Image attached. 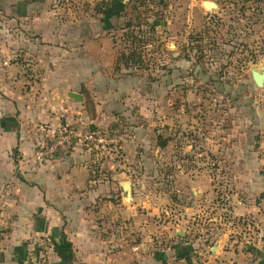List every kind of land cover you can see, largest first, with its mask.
<instances>
[{
	"label": "crops",
	"instance_id": "crops-1",
	"mask_svg": "<svg viewBox=\"0 0 264 264\" xmlns=\"http://www.w3.org/2000/svg\"><path fill=\"white\" fill-rule=\"evenodd\" d=\"M101 2H83L97 16L86 19L79 16L86 11L75 7L76 0H0V264H26L42 252L49 264H186L171 245L190 241L192 225L157 239L158 223L138 213L140 202L131 197L126 171L118 174L111 167L98 177L101 168L89 165V151L81 146L53 164L37 165L31 158L37 124L57 123L60 109L66 121L79 115L83 123L85 92L99 110L119 109L125 101L137 106L133 97L123 99L136 89L123 87L126 82L122 85L119 76L112 78L110 41L100 35L112 29L122 8L111 0ZM70 93L81 95L82 101L68 99ZM45 94L48 108L41 103ZM260 119H250L253 127L229 140L227 163H221L231 192L227 200H193L188 205L184 223L227 219L218 234H211L213 244L194 250L205 259L203 264H264L237 236L245 222L248 229L250 223L264 229ZM117 190L123 200H112ZM259 242L254 249L264 252V235ZM208 258L213 262H206Z\"/></svg>",
	"mask_w": 264,
	"mask_h": 264
},
{
	"label": "rangeland",
	"instance_id": "rangeland-1",
	"mask_svg": "<svg viewBox=\"0 0 264 264\" xmlns=\"http://www.w3.org/2000/svg\"><path fill=\"white\" fill-rule=\"evenodd\" d=\"M111 1L122 10L112 29L100 35L110 41L112 78L120 77L122 85L126 82L123 87L136 89L127 91L123 99L133 97L137 106L125 101L119 109L99 110L83 92L87 101L80 110L82 124L97 126L107 139L104 150H89V165L101 168L98 177L111 167L118 174L127 172L133 185L131 197L140 202L138 213L158 223L157 239L192 225L193 242L173 244L172 250L186 264H203L205 259L194 250L213 244L211 234H218L227 219L184 223L183 218L189 220L188 205L193 200H227L231 192L221 163L229 140L239 130H250L254 118L264 119V86L257 87L251 77L253 68L264 72V0ZM204 1L217 7L207 10ZM76 2L75 7L86 11L79 16L97 17L81 6L85 0ZM130 50L140 53L141 61L125 68L119 55ZM49 102L45 94L42 106L48 108ZM57 104L55 100L53 105ZM59 111L63 114V109ZM60 115L56 122L80 124L79 115L75 121ZM129 137L137 138L132 143L127 142ZM112 196L123 200L118 190ZM246 224L239 226L237 236L247 252L263 260L264 252L254 248L260 245L264 229L252 223L248 229Z\"/></svg>",
	"mask_w": 264,
	"mask_h": 264
},
{
	"label": "built area",
	"instance_id": "built-area-1",
	"mask_svg": "<svg viewBox=\"0 0 264 264\" xmlns=\"http://www.w3.org/2000/svg\"><path fill=\"white\" fill-rule=\"evenodd\" d=\"M105 132L96 129L92 132L89 124L39 123L35 126L36 140L32 151V160L37 165L59 162L72 154L78 146L105 149ZM26 264H49L45 253L31 258Z\"/></svg>",
	"mask_w": 264,
	"mask_h": 264
},
{
	"label": "water",
	"instance_id": "water-1",
	"mask_svg": "<svg viewBox=\"0 0 264 264\" xmlns=\"http://www.w3.org/2000/svg\"><path fill=\"white\" fill-rule=\"evenodd\" d=\"M202 6L207 10L215 9L217 7L215 3L209 2V1L202 2ZM251 77H252L254 84L257 87H263L264 86V72L263 71H259L255 68H253V69H251ZM68 97L74 101H78V102L82 101V97L79 94L70 93L68 95ZM89 128L92 132L96 131V128L93 125H89ZM128 186H129L128 184L124 185L125 191H126V188H128ZM178 235L181 236L182 234L180 233Z\"/></svg>",
	"mask_w": 264,
	"mask_h": 264
},
{
	"label": "trees",
	"instance_id": "trees-1",
	"mask_svg": "<svg viewBox=\"0 0 264 264\" xmlns=\"http://www.w3.org/2000/svg\"><path fill=\"white\" fill-rule=\"evenodd\" d=\"M141 54L137 53L136 50H130L129 53L127 54H120L119 55V61L122 62L124 64V67H128L129 64H135V63H139L141 61ZM264 56V55H263ZM161 146L164 147V145L162 144ZM97 171V170H94ZM97 174V173H95ZM98 176V175H97ZM95 176V177H97Z\"/></svg>",
	"mask_w": 264,
	"mask_h": 264
}]
</instances>
